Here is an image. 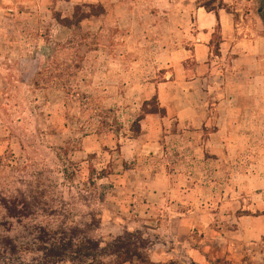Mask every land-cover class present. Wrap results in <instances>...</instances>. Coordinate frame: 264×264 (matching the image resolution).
<instances>
[{
  "label": "rangeland",
  "instance_id": "obj_1",
  "mask_svg": "<svg viewBox=\"0 0 264 264\" xmlns=\"http://www.w3.org/2000/svg\"><path fill=\"white\" fill-rule=\"evenodd\" d=\"M205 1L0 0V264H44L41 229L74 224L130 234L141 258L105 264H264L263 122L216 144L222 66L200 85L190 56ZM222 5L264 28V0Z\"/></svg>",
  "mask_w": 264,
  "mask_h": 264
},
{
  "label": "crops",
  "instance_id": "obj_2",
  "mask_svg": "<svg viewBox=\"0 0 264 264\" xmlns=\"http://www.w3.org/2000/svg\"><path fill=\"white\" fill-rule=\"evenodd\" d=\"M235 11L239 14L238 20L235 14L222 7L216 11V16L197 6L194 10L195 32L192 34L194 43L190 46L193 53L190 56L199 63L195 69L201 76L196 79L200 85L201 81L207 80L203 76L209 63L214 66L217 62L223 67L218 66L225 80L222 90L226 93V108L224 125L221 126H224L225 134L216 144L226 146L227 150L234 144L246 142V138L235 136L236 129L245 128V114H252V123H255L254 119L257 123L261 120L264 127V28L260 23L256 27L247 23L240 8ZM216 29L219 30V55L213 56L209 42Z\"/></svg>",
  "mask_w": 264,
  "mask_h": 264
},
{
  "label": "trees",
  "instance_id": "obj_3",
  "mask_svg": "<svg viewBox=\"0 0 264 264\" xmlns=\"http://www.w3.org/2000/svg\"><path fill=\"white\" fill-rule=\"evenodd\" d=\"M215 0H207L199 6L207 12H213L217 16L215 7L212 6ZM222 0H219V7H222ZM264 19V13L262 12ZM61 21V20H60ZM63 21H61L62 23ZM158 108L147 111L148 113H159ZM163 111V110H162ZM140 118L137 121L139 127ZM20 202L12 200L3 207L11 218H18L22 215L23 208H18ZM24 207V206H23ZM36 238L35 245L44 255V264H56L61 261H70L76 264H105L103 257L107 255L122 256L123 261H130L132 257L141 258L140 252L133 246L130 234L117 237L114 240L101 244L87 235H80V227L76 224L63 226L58 230V236L46 238L42 233Z\"/></svg>",
  "mask_w": 264,
  "mask_h": 264
}]
</instances>
